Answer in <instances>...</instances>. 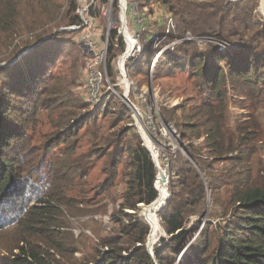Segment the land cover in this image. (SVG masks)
Returning <instances> with one entry per match:
<instances>
[{"label": "trees", "instance_id": "trees-1", "mask_svg": "<svg viewBox=\"0 0 264 264\" xmlns=\"http://www.w3.org/2000/svg\"><path fill=\"white\" fill-rule=\"evenodd\" d=\"M63 1L0 0V57L5 56L0 66L17 60L0 68V233L15 228L18 250L0 256V264H156L146 247L152 221L144 212L162 198V191L155 189L157 167L132 111L120 98L110 95L92 111L75 93L80 74L76 52L87 62L90 55L72 41L74 32L54 34L63 24H81L76 0H69L64 12ZM137 1L151 14L165 7L177 30L167 34L160 27L159 40L145 43L140 60L129 63V73L146 81L152 71L154 81L187 75L193 86V96L178 108L161 109L197 166L180 150L165 164L172 197L156 212L160 233L153 248L164 231L170 239H162L155 260L264 264V159H256L264 149L261 0H207L201 5L193 0ZM101 7L93 14L100 15ZM187 34L218 40L227 49L213 45L205 51L198 43L183 42L163 51ZM149 49L153 56L148 62ZM124 50L122 38L112 32L110 76L116 77L113 62ZM70 61L71 67L63 70ZM234 100L243 112L236 117ZM45 119L57 132L41 155L34 140ZM125 120L130 123L119 127ZM105 122H110L108 128ZM82 138L89 139L90 149L78 154L75 143ZM100 161L105 179L89 187L92 167ZM118 187L122 201L112 214L114 234L78 257V242L66 230L63 208L95 205L106 214L104 200L97 202V197ZM87 188L93 198L85 196ZM140 206L146 222L128 214ZM206 215L203 224L200 219Z\"/></svg>", "mask_w": 264, "mask_h": 264}, {"label": "rangeland", "instance_id": "rangeland-1", "mask_svg": "<svg viewBox=\"0 0 264 264\" xmlns=\"http://www.w3.org/2000/svg\"><path fill=\"white\" fill-rule=\"evenodd\" d=\"M193 1L196 2L197 4L201 5V4H204L207 0H193ZM69 2H70L69 0L63 1V4H64L63 12L66 10ZM103 6H104V4H103ZM260 14H262L264 16V10H263L262 5L260 7ZM75 15H76V13H75ZM102 24L104 25V32L107 34L108 33V24L105 21H102ZM152 24L155 25L154 22H152ZM70 26H72V25H70ZM70 26L63 24L60 28H58L56 31H54V34L62 31V29H64V28H68ZM112 32H114V30H111V33ZM180 33H181V30H180ZM191 36H192V34H191ZM71 38H72L73 42H75L78 45L80 44L82 49L87 53L88 48L85 47V44H83L81 34L74 33ZM202 38L208 42L206 45H201V46L199 45L202 50L206 51L210 46H213V45H220L221 49H223V50L227 49L226 45H224L222 42H220L218 40L206 38V37H202ZM193 42L196 43L195 41H193ZM149 50L150 51H149L148 55H146V61H148V62L151 61L152 56H153L152 49H149ZM144 51H145V48H144ZM157 56H160V54H157ZM4 57L5 56H1L0 58H4ZM76 57H77V61H76L77 68H79L78 71H80V74H79V79H76L77 81H76L74 91L76 94L81 96V94L84 92V90L81 88V86H84L85 80H86L85 75L87 74V61L85 60V58L81 57V55L78 52H76ZM156 58H154V59L156 60ZM155 60L152 63H154ZM70 67H71V61L69 63H67L65 66H62L63 70H65V71L68 70V68H70ZM114 73H115L116 77L108 75V78H107V80L105 79V84H104V87L102 89V92L108 93L107 95H109V96L112 95L111 94L112 92H110V90H109V87H110L109 85H112L115 87V86H117L116 84L118 82L117 81L118 80L117 79V73L115 71H114ZM130 75H131V78L134 79V81L136 82V85H137V88L134 89L135 93H137L139 90H142L145 93V96L148 97V101L153 104L155 113L156 114L159 113L162 118H163V116L161 114V109L174 110V109L178 108L179 105L183 104V102L185 100H187L190 96H193V86L188 81L187 75H183V76L179 75L180 77H178V78H171L169 76H163V77H160L159 80H155V81H154V77H153V71H152V74L150 77V81H146L144 79V77H142L140 75H136V74H134V72L131 73V71H130ZM115 91H116V93H114L115 96H117L118 98H119V96L122 97L120 94L121 89L116 88ZM135 93L133 94V96H132L133 98L131 97V99H132V102L134 104H137L139 97L138 96L135 97ZM239 108H240V104L236 100H234V103L232 105V111H233L235 117L237 115H239V114L241 115L243 113ZM179 115H180V112L177 113V116H179ZM157 117H158V114H157ZM261 118H262V122L264 123V115L261 116ZM129 123H130V121L125 120L124 123L119 125V127H123ZM103 125L108 128L110 125V122H105ZM169 127H171L170 124H169ZM164 128H166V127H164ZM170 131L172 132L173 128ZM56 132L57 131L55 129L50 128V125L48 124L47 120L45 119V123L41 127L39 134L35 137V140H34L35 147L42 148V150H40L41 155L43 154V151H44L47 143H49L54 138V135L56 134ZM30 135H31V133H30ZM172 136L173 135H171L169 133L168 129L166 128L165 130H163L162 140H163L164 144H166L165 146H167V147L163 146V147L159 148L157 146H154L153 151L156 150L155 153L157 154V163H159V161H158V159H159L163 171H165V169H164L165 164L168 163V156L170 155V151L173 148H175L176 146H178V144L176 143V140H175L176 137L175 136L172 137ZM176 139L179 140L180 144L182 143L179 138H176ZM88 142H89L88 138H82L80 140L77 139L76 143L73 139V140H71L70 143H75L76 145L79 146L80 151L78 152V154H80L81 152H83V151L86 152L87 150L90 149V147H89L90 145ZM102 146H105V145L102 144ZM182 148L185 150V148L183 147V143H182ZM259 149H261V147H259ZM184 156L187 157L185 154H184ZM259 158L264 159V149H261L260 152L258 153V157L256 159H259ZM89 162L91 163V161H89ZM103 164L104 163L100 161L96 165L95 168L92 167V171L90 173V178H89V187L96 186L97 184H100L105 179L104 175L101 174V168H102ZM44 165H46V164H44ZM44 168L45 167L42 166V169H44ZM167 168H168V166H167ZM158 173H159V171H158ZM157 176H158V179H160V177H161L160 173ZM168 176H169V174H168ZM164 178H167V173L165 174ZM169 179H170V176H169ZM166 188H167V190H166L167 193L165 195H163L162 199L160 200L159 205L161 206V208L165 205V203L168 201V199L170 197V194H169L170 180H169V184L166 186ZM168 188H169V190H168ZM121 191H122V187H120V188L118 187L115 190H113L112 193H107L106 195H102L100 198L97 197V202H99V201L101 202L102 199L104 200V205L107 206V211H108L106 214H102L103 209L98 210V207H94L95 205H92L91 207H88L85 205V206H76L73 208H68V207L63 208V210L65 211V221H66V226H67L66 230L70 234V236H72L73 239L78 242L77 245H78V249L80 250L78 257H81L82 254L92 253L91 248L93 246L97 245L100 242H103L108 236H111L112 234H114V230L116 229V226L112 221V214L118 208L120 202L122 201L121 200V196H122ZM76 192H79V195H80L81 190H77ZM161 194H162V192H161ZM85 196H87V198H93V193L91 192V189L87 188V192L85 193ZM101 205H103V203H101L100 206ZM160 206L154 207L153 209L150 210L151 214L149 217H152L156 220V224H155L156 227L154 228V235L155 236H157L160 233V229L158 228L159 226H158V222H157V219H159V216H158V214H156V212L158 213V211H160L159 210V209H161ZM149 207L146 208V210L144 212L145 217L147 219H149L147 217ZM141 213H142V206H140V209L138 212H133V211L128 212V214L130 216H135L139 220H141L142 222L143 221L146 222L144 219L141 218ZM196 220H198V219H193L192 222H194ZM125 221H127V220H125ZM152 226H154L153 223H152ZM150 232H151V227H150ZM149 235H150V233L148 234V237H147V244L149 243ZM155 236H154L153 241H152V239L150 240L149 245L151 248H153V246L156 242ZM165 236L166 235H164L163 237H165ZM147 244H146V247H147ZM15 248H17V231H16V229L15 228L14 229H8L6 231L4 230V232H1L0 233V256H9L11 251L14 252L15 254H17L18 250H14ZM147 250L149 252L148 247H147ZM155 250H156V247H155ZM156 252L157 251H155V253ZM97 264H100V262Z\"/></svg>", "mask_w": 264, "mask_h": 264}, {"label": "built area", "instance_id": "built-area-1", "mask_svg": "<svg viewBox=\"0 0 264 264\" xmlns=\"http://www.w3.org/2000/svg\"><path fill=\"white\" fill-rule=\"evenodd\" d=\"M228 2H239L243 0H226ZM263 0H261V5ZM104 4V6H103ZM103 6V7H101ZM101 7L100 15L93 14L97 8ZM76 16L80 19L81 24L72 25L62 31L79 33L82 35L83 44L88 48L87 54L90 59L87 62V74L84 86L81 88L84 92L81 97L94 111L104 105L109 95L103 93L102 89L105 79L108 78L107 62H108V46L110 42L111 30L117 32L118 38H122L125 44L124 52L113 62V71L117 73V86L109 85L112 95H115L116 88L121 89L122 95L130 101L134 107L132 111L134 125L142 137L144 145L148 147L146 137L151 144L159 148L165 146L162 136L163 130L168 129L169 133L175 136L174 130L169 126H161L154 110V106L148 101V97L142 90L135 93L137 88L136 82L131 78L129 73V63L136 64L144 54L145 43L147 41L156 42L160 38V27L166 28V33L177 30V24L173 15L163 6L155 8L153 14L147 9L142 10L137 0H76ZM102 20L108 24V33L104 32ZM155 23V25L152 24ZM195 41L200 46L206 45L208 42L203 38L186 35L180 41H176L168 45L163 51L171 46ZM132 42V51L128 54V49ZM153 67V66H152ZM153 70V69H152ZM135 93V97H139L138 103L134 104L131 95ZM166 127V128H164ZM180 144V142L178 143ZM167 147V146H165ZM179 150L177 146L170 151ZM168 156V160L169 157ZM169 162V161H168ZM166 166L169 167V164ZM163 240L169 241V237H161ZM159 238L155 248L151 249L153 259L155 260L158 249L163 247V241ZM127 257V254H124ZM179 261V260H178Z\"/></svg>", "mask_w": 264, "mask_h": 264}, {"label": "water", "instance_id": "water-1", "mask_svg": "<svg viewBox=\"0 0 264 264\" xmlns=\"http://www.w3.org/2000/svg\"><path fill=\"white\" fill-rule=\"evenodd\" d=\"M262 7H263V10H264V1H263V3H262ZM46 39H48V38L43 39V41L46 40ZM41 42H42V41H41ZM41 42H40V43H41ZM40 43H39V44H40ZM34 48H35V47H31V48L27 49V50L23 53V55H26L28 52H30V51L33 50ZM156 60H157V59H156ZM156 60H155V62H156ZM16 62H17V60L12 61V62L7 63V64H2V65L0 66V68H1V67H6V66H11V65H13V64L16 63ZM155 62H154V63H155ZM154 63H153V67H152V69L154 68ZM119 98H120V99L124 102V104H126V106L129 107L131 110L134 109L132 103L126 99V96H125V95H123L122 97L119 96ZM157 114H158L159 124H160L161 126H164V125H165V126H169L168 122L165 121V120L160 116L159 113H157ZM172 137H174V136H172ZM175 140H176V143L178 144V143H179V140H177L176 138H175ZM145 147H146V146H145ZM146 148H147L148 151L151 153L152 158H153V162L155 163V166H156L157 169L159 170V168H158V163H157L156 160H155V154L149 149V147H146ZM177 148H178L183 154H185V155L187 156V158H188L191 162H193V164H195L194 161L190 158V156H189V155L185 152V150L182 148V143H181V144H178ZM195 165H196V164H195ZM196 166H197V165H196ZM165 171H166V173H167L166 183H167V185H168V184H169L168 171H167V170H165ZM155 189H156V184H155ZM168 190H169V188H168ZM169 194H170V198H169V200H170L171 197H172V194H171L170 191H169ZM153 203H154V202H153ZM164 207H165V206H164ZM200 220H202V221H203V224H205V223L207 222V215L205 216L204 219H200ZM162 230H163V229H162ZM163 231H164V230H163ZM163 233H165V235L168 236V235L166 234L165 231H164ZM197 235H198V234H197ZM191 243H192V242H191ZM191 243H190V244H191ZM190 244H189V245H190ZM189 245H188V246H189ZM147 247H148V249H149V254H150L151 256H153L152 250H150L148 244H147ZM177 264H179V261L177 262Z\"/></svg>", "mask_w": 264, "mask_h": 264}, {"label": "bare ground", "instance_id": "bare-ground-1", "mask_svg": "<svg viewBox=\"0 0 264 264\" xmlns=\"http://www.w3.org/2000/svg\"><path fill=\"white\" fill-rule=\"evenodd\" d=\"M129 44H130V46H129V49H128V54L132 51V48H133L132 47V42H130ZM146 140H147V144H148L149 149L155 154V160L157 162V154L155 153L156 150L153 151L154 148L151 147L153 144H151V141L147 137H146ZM153 147H154V145H153ZM158 161H159V163H158L159 170L158 171H159L161 177H160V179H158V177H157L156 189L159 190V191L160 190L162 191V197H163V195H165L167 193V191H166L167 190V188H166L167 183H166V178H164L166 172L162 170L161 163H160V160L159 159H158ZM159 173H158V175H159ZM159 204H160V201H158L154 205L150 206L149 209H148V215H147V217L152 221V223L154 225V226H152V236H151L152 241H153L154 236H155L154 235V228L156 227V225H155L156 224V220L154 218H152V217H149L150 214H151V211L150 210L153 209L154 207H159L160 206ZM151 249H153V248H151Z\"/></svg>", "mask_w": 264, "mask_h": 264}]
</instances>
